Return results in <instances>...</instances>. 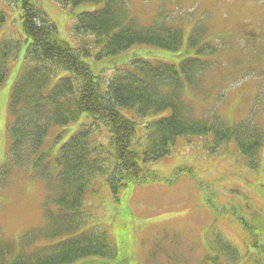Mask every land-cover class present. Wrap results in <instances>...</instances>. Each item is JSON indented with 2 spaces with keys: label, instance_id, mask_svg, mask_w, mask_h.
<instances>
[{
  "label": "trees",
  "instance_id": "16d2710c",
  "mask_svg": "<svg viewBox=\"0 0 264 264\" xmlns=\"http://www.w3.org/2000/svg\"><path fill=\"white\" fill-rule=\"evenodd\" d=\"M53 1L63 8L104 2L97 11L77 14L74 25L77 34L94 36L98 59L114 57L116 62L121 53L135 45L168 52L179 51L183 45L181 28L164 22L149 27L139 25L130 15L127 0ZM12 3L18 8L28 47L24 68L10 94V145L7 164L0 175L4 178L18 169L25 170L30 179L43 185L46 199L42 226L16 240H0V264H132V258L120 251L113 226L91 222L95 204L88 205L87 201L93 195L92 185L97 178H102L116 203H123L128 186L160 179L147 164L167 157L178 137L213 135L215 144L233 140L244 158L256 157L264 133L260 135L248 126L241 128L239 123L218 121L214 112L208 115L211 122L200 114L205 102L198 108L197 116L195 107L184 101L186 86L200 72L198 57H187L178 65H152L134 58L129 61L131 68L116 64L103 70L111 72L105 83L100 80L103 71L96 76L81 59V55H90V48L76 50L59 39L55 27L30 0ZM3 17L1 13L0 19ZM197 36L200 40V29L186 43L197 39L194 45H199ZM200 46H207L208 51L198 49V53L210 57L219 50L210 41ZM17 49V45L0 43V86L6 78L8 59L15 57ZM63 70L70 76L58 78L50 88L51 79ZM117 107L133 110L131 117L124 116ZM166 109H170L169 116L152 123L142 122L147 115ZM82 116L106 128L104 150L96 146L98 138L92 137L88 129L72 136L59 153V136L45 144L53 127H67ZM137 123L148 128L142 142ZM180 171L196 183L189 168ZM257 195L260 203L244 195L246 209L261 204V194ZM238 207L233 206L232 213L236 224L244 232L248 229V233H243L247 248L242 251V247L231 245L225 235L207 238L209 249L200 264H264V221L248 215L246 222L235 210ZM216 226L217 221L212 223L213 228ZM256 233L262 237H256ZM38 241L40 246L36 245Z\"/></svg>",
  "mask_w": 264,
  "mask_h": 264
},
{
  "label": "rangeland",
  "instance_id": "374dc122",
  "mask_svg": "<svg viewBox=\"0 0 264 264\" xmlns=\"http://www.w3.org/2000/svg\"><path fill=\"white\" fill-rule=\"evenodd\" d=\"M30 1L55 27L59 39L76 50L90 48V55H81V59L96 76L112 66L131 68L129 61L134 58L152 65H178L187 57H198L200 72L183 94L184 101L195 107L196 115L205 102L200 114L211 122L208 115L214 112L218 121L239 123L241 128L248 126L260 135L264 133V0H127L130 15L139 25L149 27L164 22L181 28L183 45L176 52L135 45L121 53L116 62L114 57L96 58L99 49L94 46V36L77 34L74 28L77 14L99 10L103 1L64 8L53 0ZM1 13L5 17L0 19V43L17 45L18 49L15 57L8 59L6 78L0 86V173L7 164L10 145V94L24 68L28 47L12 0H0ZM199 29V45H194L197 39L187 44ZM208 41L219 48L212 57L198 53V49L208 51L207 46H200ZM68 76L70 73L63 70L51 79L49 87L58 78ZM110 76L111 72L103 71L100 80L106 83ZM117 110L126 117L133 113L124 107ZM169 115L170 109H166L147 115L142 122L152 123ZM86 129L98 138L96 146L104 150L106 128L86 116L67 127H53L45 144L59 136V153L65 142ZM136 129L142 142L148 128L137 123ZM147 166L160 179L128 186L123 203H116L107 193L102 178L92 185L93 195L87 201L88 205L95 204L91 222L113 226L118 247L132 258V264H200L209 249L206 239L217 235H225L231 245L242 247V251L247 248L243 233L248 229L244 232L236 224L232 208L239 206L235 210L246 222L248 215L264 221V142L257 148L255 158H244L233 140L215 144L213 135L178 137L167 157ZM186 168L196 183L180 171ZM24 171L18 169L4 178L0 175V240H16L43 224V185ZM257 194H261V204L246 209L244 195L260 203ZM260 236L256 233V237ZM36 245L41 244L38 241Z\"/></svg>",
  "mask_w": 264,
  "mask_h": 264
}]
</instances>
